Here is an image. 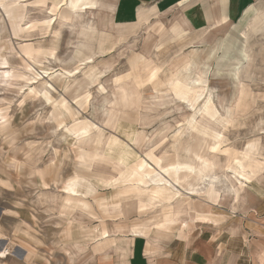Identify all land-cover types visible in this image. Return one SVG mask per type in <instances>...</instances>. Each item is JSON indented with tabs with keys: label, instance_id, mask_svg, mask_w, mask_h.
Instances as JSON below:
<instances>
[{
	"label": "rangeland",
	"instance_id": "1",
	"mask_svg": "<svg viewBox=\"0 0 264 264\" xmlns=\"http://www.w3.org/2000/svg\"><path fill=\"white\" fill-rule=\"evenodd\" d=\"M97 1L88 9L87 0L76 7L77 0H0L1 258L6 247L31 264H80L103 228L111 236L131 235L134 227L151 228L154 238L177 235L189 221L159 225L171 208L143 199L138 207L131 197L149 188L162 168L197 167L213 149L229 157L245 188L264 172L256 153L245 155L252 141L264 154V19L248 25L264 14V0L237 19L207 27L200 40L195 36L205 28L189 29L176 10L150 19L154 13L139 11L137 22L113 24L116 0ZM186 57L195 65L177 81L174 97L164 78ZM145 61L156 67L151 78L138 72ZM197 69L207 84L193 82ZM119 85L131 94L124 101ZM213 102L225 126L199 113L187 126L194 112L214 118ZM123 108L131 111L120 114L121 122ZM97 129L129 145L133 158L119 167L113 156L78 143ZM166 169L174 179L173 168ZM227 185L222 179L205 186L183 168L178 192L198 190L184 196L202 217L214 204L227 208L236 201L228 193L217 202L216 191Z\"/></svg>",
	"mask_w": 264,
	"mask_h": 264
},
{
	"label": "crops",
	"instance_id": "2",
	"mask_svg": "<svg viewBox=\"0 0 264 264\" xmlns=\"http://www.w3.org/2000/svg\"><path fill=\"white\" fill-rule=\"evenodd\" d=\"M255 1L258 0H116L111 22L127 25L133 23V18L137 22L139 11L154 13L150 19L176 10L189 29H206L237 19ZM87 2L91 7L99 5L97 0ZM121 18L132 21L116 22ZM241 191L227 208L214 204L210 210L212 220H189L186 228L170 238L132 231L143 229L138 227L131 230V235H99L101 238L92 242L80 264H264V172ZM0 264L31 263L23 256L8 254L0 258Z\"/></svg>",
	"mask_w": 264,
	"mask_h": 264
},
{
	"label": "bare ground",
	"instance_id": "3",
	"mask_svg": "<svg viewBox=\"0 0 264 264\" xmlns=\"http://www.w3.org/2000/svg\"><path fill=\"white\" fill-rule=\"evenodd\" d=\"M92 8L93 7H89L88 9H92ZM111 10H112V7H111ZM260 17L262 19H264V14L258 13V14L253 15V17L249 20L248 25H251L252 27H254V25H256L257 19H259ZM155 24H157V25L159 24V27H161V24L159 22L156 21ZM170 30H171V28H170ZM205 30L206 29H204L200 34L196 35L195 38L200 40ZM47 31H48V29H46L44 31V33H46ZM32 49H33L32 47L30 49H28V53H31ZM194 65H195V62L191 61L189 58L186 57L183 61L180 62V65L175 66V70L172 71L171 73H169V76L164 78V84H165L167 91H170L174 95V97H176V95L174 94V91L175 90L179 91V84L177 83V81L179 80V78L183 77L184 74H186L187 72H190L192 66H194ZM155 70H156V67L149 64L148 61H145V62L139 64V66H138L139 74L141 76H147L148 78H151L154 75ZM187 75H189V74H187ZM192 80H193V82H195L197 84H201L203 82L205 84H207V80L204 79L203 70H201V69H197L193 72ZM133 84L136 86L135 82H133ZM119 92H120V98L122 101H124L125 99H128V97L131 96V94L129 95L128 90L125 88L124 85H119ZM211 94H212V92H211ZM214 95H215V93H214ZM191 98H195V95L190 94V95L186 96L187 102L189 104H191L190 103ZM128 103H131V104L126 105V107L133 104L132 100H130V102L128 101ZM212 107H213L214 112H215L214 118L211 117L206 112H194L192 115L190 114L191 118H190V120H188L187 126L191 127L193 125V123L195 122V120H197L195 118V114H197V113H199L201 117L203 115L212 121L217 120L218 121L217 124H219V125L221 124V125L225 126V122H224L225 119L221 118L223 115L215 107L214 102H213ZM124 108L119 110V113H118V120L119 121H121L120 120V114L122 112L131 111L130 109H124ZM112 117H113V115H111L109 113L108 119L110 120ZM121 122H123V121H121ZM201 130H195V132L199 133L200 135H202L204 137L206 136L208 138L214 139L218 143V145L221 146V142L216 137L215 138L210 137L204 131H201ZM132 134H133V132L131 133L130 137H132ZM78 143L81 145H90V146L94 145L96 147V149L98 151H100L101 153L113 156L115 158V164L119 167L120 166L123 167L125 165V163H128V161L131 158H133V151L129 147V145H127L126 143H124L122 140L118 139V137H116L114 135H109L108 137H105L103 132L99 131V129H97V132L94 134H91V135L85 134V135L81 136L80 139L78 140ZM249 146H251V147H249ZM260 149H261L260 144L257 141H252L249 144H247V146L245 147V155L248 158V157H250V155L256 153L259 156V158L261 160H263V162H264V154L262 153V151H260ZM89 157H90V155H89ZM222 158L224 161L218 165L217 163ZM228 164H229V157L226 154H222V153L219 154V153H216L212 150L207 152V154L203 157L201 164L198 165L197 167H193L190 165H186V167H182L177 162L173 163L169 166H171L173 168L174 179H169L163 173V172H167L166 168L169 166L164 167V168H162L163 171H160L155 177L150 178L151 183H150L149 188H147L145 190L137 191L131 198L135 199V201H133V203L136 202V204H137L136 206H138V207H140L139 203H138L139 199L146 200L148 203L155 205V206L157 204H160L162 206L170 207L171 208V216L166 213V216H165L163 223H159V225H164L165 223H171V222L172 223L173 222H184V221H189V220H191V221L197 220L196 222H198V220H202V221L203 220H209L210 218H212V214H211L210 210H208V212L206 214L202 213L203 214L202 217H198L196 215V211H194V209L191 208L190 203L187 201V198H189L190 196H184V194H186V193L187 194H196L198 192L197 189L192 188L189 190H184L186 192H178L181 190L178 187L181 169L187 168L191 173L196 175L198 180L200 181V183L205 184V186L208 185V186L214 187V185L217 184L218 182H221L222 179L225 180V182H227L228 185L225 186L224 188H221L220 190L216 191L217 192V195H216L217 202L219 203V201L222 199V196L225 194H228V193L231 194L235 200H237L240 191L243 188H245V187H243L244 185L241 184V181L239 180V178L242 176V174H239L235 169L230 168L228 166ZM216 166L219 167L218 169H220L221 175L216 174V172H215ZM259 176H261L260 173L258 174L257 177H259ZM148 191H149V193H148ZM127 200H129V199H127ZM121 206L122 205L119 204L117 207L120 208ZM179 206L183 207L184 212L187 215L186 219H181V217L179 215L180 210L178 211ZM150 230H151V228L147 227L146 229L145 228L144 229H138V230L134 229L132 231L135 233H148ZM108 232L109 231L104 228V229H101L99 231V233H100L99 235H104L105 233H108ZM2 250L4 252V256H3V258H4L9 254V252H8V249L6 247H3ZM1 252L2 251H0V253ZM1 257L2 256L0 255V258Z\"/></svg>",
	"mask_w": 264,
	"mask_h": 264
},
{
	"label": "snow or ice",
	"instance_id": "4",
	"mask_svg": "<svg viewBox=\"0 0 264 264\" xmlns=\"http://www.w3.org/2000/svg\"><path fill=\"white\" fill-rule=\"evenodd\" d=\"M78 3H79V0H77V5H74L73 7H76V6H78ZM249 147H251V146H249ZM213 151L215 152V151H216V149H213ZM105 235H107V233H105Z\"/></svg>",
	"mask_w": 264,
	"mask_h": 264
}]
</instances>
